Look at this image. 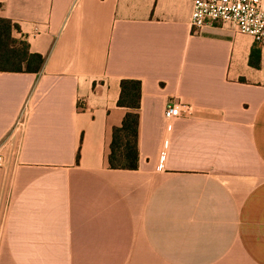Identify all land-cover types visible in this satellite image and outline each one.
<instances>
[{
    "label": "crops",
    "instance_id": "crops-1",
    "mask_svg": "<svg viewBox=\"0 0 264 264\" xmlns=\"http://www.w3.org/2000/svg\"><path fill=\"white\" fill-rule=\"evenodd\" d=\"M191 8L0 0L45 57L0 72V264H264V42L193 30ZM122 79L141 82L132 170L109 164Z\"/></svg>",
    "mask_w": 264,
    "mask_h": 264
},
{
    "label": "trees",
    "instance_id": "trees-1",
    "mask_svg": "<svg viewBox=\"0 0 264 264\" xmlns=\"http://www.w3.org/2000/svg\"><path fill=\"white\" fill-rule=\"evenodd\" d=\"M19 26L11 19L0 18V72H34L41 70L45 57L29 50L25 39L12 37L13 30ZM249 64L255 68L260 66V50L251 49ZM141 82L137 79H122L119 106L127 108L121 126L113 127L110 144L109 164L112 168L136 169L138 167V124ZM79 155H77L78 158Z\"/></svg>",
    "mask_w": 264,
    "mask_h": 264
},
{
    "label": "built area",
    "instance_id": "built-area-1",
    "mask_svg": "<svg viewBox=\"0 0 264 264\" xmlns=\"http://www.w3.org/2000/svg\"><path fill=\"white\" fill-rule=\"evenodd\" d=\"M214 23H227L257 44L264 42V4L262 0H192L190 25L193 30ZM190 106L169 102L164 109L167 120L189 114ZM3 157L0 154V165Z\"/></svg>",
    "mask_w": 264,
    "mask_h": 264
}]
</instances>
